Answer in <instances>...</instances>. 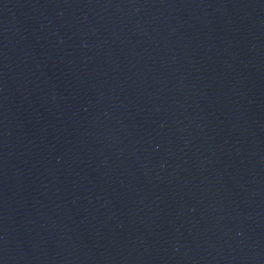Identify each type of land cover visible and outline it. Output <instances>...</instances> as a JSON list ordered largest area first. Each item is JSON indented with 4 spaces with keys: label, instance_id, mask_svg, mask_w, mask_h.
<instances>
[{
    "label": "water",
    "instance_id": "95a60500",
    "mask_svg": "<svg viewBox=\"0 0 264 264\" xmlns=\"http://www.w3.org/2000/svg\"><path fill=\"white\" fill-rule=\"evenodd\" d=\"M0 264H264V0H0Z\"/></svg>",
    "mask_w": 264,
    "mask_h": 264
}]
</instances>
